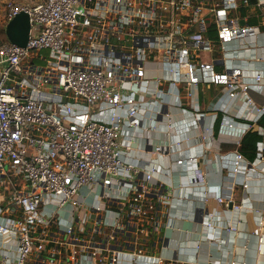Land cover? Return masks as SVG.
I'll return each instance as SVG.
<instances>
[{
	"label": "built area",
	"instance_id": "2783aa9c",
	"mask_svg": "<svg viewBox=\"0 0 264 264\" xmlns=\"http://www.w3.org/2000/svg\"><path fill=\"white\" fill-rule=\"evenodd\" d=\"M248 4V0L5 2V27L21 13L30 24L24 48L0 42V187L16 178L26 186L11 198L21 217L9 228L0 225V234L12 231L16 236L14 264H28L35 250H43L44 236L36 235L53 220L68 238L57 245L75 247L71 260L86 251L96 264H119L120 254L128 257V264H165L147 256L141 246L140 238L147 233L144 225L151 224L153 214L161 210V198L153 182L155 168L136 179L137 168L123 161L121 149L128 150L130 143L119 141L120 129L137 128L139 110L147 109L134 97L123 96L124 85L147 95L152 83L166 81L168 88L176 89L179 75L186 87L220 85L230 98L243 97L253 107L250 86L241 82L239 68L217 73L212 63L199 57L211 44L204 37L209 24L216 31L221 63L235 57L232 43L257 34L255 26L241 24L236 17L237 10ZM160 63L166 69L164 79L149 76L147 65ZM162 94L152 97L170 103ZM163 95L173 98L168 92ZM256 109L259 117L264 115V105ZM103 110L112 111L105 121L99 119ZM258 149L257 160L264 162L263 143ZM243 163L254 164L235 152L234 175ZM241 185L248 188L243 181ZM118 186L121 194L114 198L110 192ZM83 190L94 192L91 203L82 197ZM230 197L220 196L218 202L239 210ZM111 198L130 208L126 223L134 228L133 237L120 226L116 213L112 231L95 241L88 233L99 230L104 212L109 211L106 200ZM66 208L70 210L62 222L59 214ZM0 264L8 262L0 259Z\"/></svg>",
	"mask_w": 264,
	"mask_h": 264
},
{
	"label": "crops",
	"instance_id": "0c3cea01",
	"mask_svg": "<svg viewBox=\"0 0 264 264\" xmlns=\"http://www.w3.org/2000/svg\"><path fill=\"white\" fill-rule=\"evenodd\" d=\"M248 1L246 8L241 6L237 10L236 17L241 24L253 22L257 34L232 43L229 47L235 57L221 63L216 31L209 24L204 37L211 44L199 57L212 63L217 73L239 68L241 82L250 86L248 95L254 102L253 107L243 97L230 98L220 85L201 83L186 87L179 75L176 89H169L166 81L152 83L147 86V95L137 94L124 85L123 96L134 97L139 104L147 105V109L139 110L137 128L124 125L120 129L119 141L130 143L128 150L121 149L123 161L137 168L136 179L155 168L153 182L161 198V210L153 214L151 224L144 225L147 233L140 238L141 246L147 256L160 258L165 264H264V162L256 159L252 167L243 163L238 175L231 170L233 154L239 152L245 134L255 129L264 136V129L256 126L260 118L256 108L264 105V0ZM5 2L0 0V16H4L1 4ZM165 70L161 63L147 65L149 76L163 78ZM257 76L261 77L260 82L255 81ZM159 92L173 94L170 100L161 95L170 103L152 97ZM111 112L103 110L99 119L105 121V115ZM178 160L182 161L181 165L176 164ZM242 181L248 185L246 190L242 188ZM25 187L20 178L0 187V225L9 228L21 217L11 198L15 190L23 192ZM121 190L120 186L115 187L110 194L118 198ZM227 194L233 206H240L239 210L218 202L220 196ZM81 195L87 203L93 201L94 192L83 190ZM106 201L110 212H104L105 219L97 233L88 235L95 241L103 240L112 231V216L120 213V226L128 228L127 235L133 237L134 228L127 227L126 223L130 208L112 198ZM69 210L60 212L62 222ZM227 226L232 230L227 231ZM63 229L53 220L42 234H37L36 237L44 236L43 250H35L28 264H96L86 251L71 260L75 247L57 245L68 240ZM256 230H259L257 235ZM16 258L15 234L12 231L0 234V259L14 264ZM119 259V264H128L125 254H120Z\"/></svg>",
	"mask_w": 264,
	"mask_h": 264
},
{
	"label": "water",
	"instance_id": "95a60500",
	"mask_svg": "<svg viewBox=\"0 0 264 264\" xmlns=\"http://www.w3.org/2000/svg\"><path fill=\"white\" fill-rule=\"evenodd\" d=\"M30 24L28 16L24 13L17 15L5 27V36L9 43L24 48L28 41ZM264 146V136H263Z\"/></svg>",
	"mask_w": 264,
	"mask_h": 264
},
{
	"label": "trees",
	"instance_id": "16d2710c",
	"mask_svg": "<svg viewBox=\"0 0 264 264\" xmlns=\"http://www.w3.org/2000/svg\"><path fill=\"white\" fill-rule=\"evenodd\" d=\"M253 24H254L253 22H250V25ZM4 42H8L5 35H4ZM256 126L264 129V115H262L258 119V121L256 122ZM262 142H263V136L260 135L255 129L250 130L242 138L238 151L245 160H247L250 163H253L257 159L259 153L258 145Z\"/></svg>",
	"mask_w": 264,
	"mask_h": 264
},
{
	"label": "rangeland",
	"instance_id": "374dc122",
	"mask_svg": "<svg viewBox=\"0 0 264 264\" xmlns=\"http://www.w3.org/2000/svg\"><path fill=\"white\" fill-rule=\"evenodd\" d=\"M5 1H8V0H5ZM11 1H14V2H17V3H22V1L20 0H11ZM2 6L5 5V3H2L1 4ZM5 26H4V16H0V42H4V35H5ZM38 64H43L42 62H39Z\"/></svg>",
	"mask_w": 264,
	"mask_h": 264
}]
</instances>
